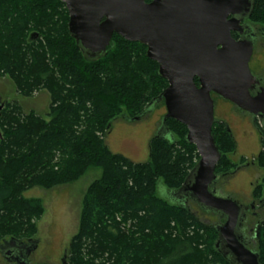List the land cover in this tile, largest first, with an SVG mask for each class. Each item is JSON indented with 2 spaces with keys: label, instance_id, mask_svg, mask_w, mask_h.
<instances>
[{
  "label": "trees",
  "instance_id": "1",
  "mask_svg": "<svg viewBox=\"0 0 264 264\" xmlns=\"http://www.w3.org/2000/svg\"><path fill=\"white\" fill-rule=\"evenodd\" d=\"M69 18L61 0H0V76L23 96L50 94L49 119L17 102L0 110V239H34L44 207L27 190L73 183L96 167L102 173L85 193L67 264H231L215 246L217 221L204 216L212 212L158 193L160 182L179 189L199 160L185 124L167 119L172 137L154 135L144 163L114 153L106 140L115 119L135 120L168 87L158 62L146 45L118 34L104 57L88 61ZM250 19L264 27V0H254ZM256 120L264 168V124ZM213 135L222 152L215 172L224 176L236 167L237 141L219 119ZM263 193L264 179L255 189ZM256 251L264 264V225Z\"/></svg>",
  "mask_w": 264,
  "mask_h": 264
},
{
  "label": "water",
  "instance_id": "2",
  "mask_svg": "<svg viewBox=\"0 0 264 264\" xmlns=\"http://www.w3.org/2000/svg\"><path fill=\"white\" fill-rule=\"evenodd\" d=\"M61 2L70 15V34L88 61L107 54L114 34L147 46V56L158 62L159 75L168 81L155 104L146 109L161 101L165 103L166 113L156 136L172 137L166 120L174 118L187 126L186 140L199 153L198 162L179 189L170 190L160 182L165 192L161 189L158 193L175 204L191 206L193 201L224 218L215 225V246L231 264H262L260 254L246 246L240 235L242 204L232 196L216 194L213 189L220 178L215 170L222 158L213 135V94L231 101L264 124V86L250 67L254 44L232 35L234 31L243 34L240 21L251 16L254 0ZM146 111L133 121L140 120ZM38 241L32 239L26 244L10 238L3 241L0 249L8 261L14 250H19L15 253L17 264H32L28 257L38 247Z\"/></svg>",
  "mask_w": 264,
  "mask_h": 264
},
{
  "label": "rangeland",
  "instance_id": "3",
  "mask_svg": "<svg viewBox=\"0 0 264 264\" xmlns=\"http://www.w3.org/2000/svg\"><path fill=\"white\" fill-rule=\"evenodd\" d=\"M261 44L256 47L254 57L250 62L252 72L257 77H264V60L259 56ZM215 117L226 122L237 141L235 153L231 159L239 170L233 169L225 178L219 179L223 195H232L243 203L249 202L255 188L262 185L264 168L256 161L261 151V137L251 114L241 111L231 101L214 94ZM19 103L25 112L34 111L47 118L50 106V94L47 90H40L32 96H23L17 91L15 83L8 77L0 76V110L7 103ZM166 113L165 103L150 108L138 121H129L124 117L112 122L107 142L114 153L123 154L131 160L144 163L150 159V140L158 134L162 117ZM258 120V121H257ZM259 123V119L257 118ZM255 161V164L251 163ZM251 163V164H250ZM248 165V166H249ZM235 167V168H236ZM102 173L101 168L92 167L79 180L69 184L58 185L52 189L34 187L27 190V198L41 199L44 213L37 224V233L32 236L38 239V247L29 255L32 264H62L64 252L68 250L72 237L77 233L83 199L89 185ZM162 189V190H161ZM158 192L165 189L159 184ZM190 205L199 210L197 204L190 201ZM199 212H201L199 210ZM205 217L217 221L212 213ZM9 239V237H6ZM3 239H0V245ZM0 264H13L5 259L0 249Z\"/></svg>",
  "mask_w": 264,
  "mask_h": 264
},
{
  "label": "flooded vegetation",
  "instance_id": "4",
  "mask_svg": "<svg viewBox=\"0 0 264 264\" xmlns=\"http://www.w3.org/2000/svg\"><path fill=\"white\" fill-rule=\"evenodd\" d=\"M240 23L243 26V34H239L238 32L234 31L232 33L233 37L236 39L246 38V39H249L253 42L254 51H253V55L251 57V60L254 57V54L257 50L256 47L259 44H261L262 48H261V51H260L261 53L259 56L264 60V27L252 22L250 19V16L242 17ZM251 60H250V62H251ZM258 79L260 80L261 84L264 86V77L260 76V77H258ZM254 122H255V118H254ZM251 163L255 164V161H253ZM248 165L237 166L235 169L239 170L241 167H243V168L247 167L248 170H250L251 166L250 165L248 166ZM230 173H228L224 176H220L219 179L225 178ZM219 179L216 182L213 189L216 192V194L223 195L222 187H220V184H219ZM226 196H232V195H226ZM232 197H234V196H232ZM239 202H240V204H242L243 212H244V217H243L242 224H241V227L239 230L240 235L242 236V239H243L244 243L246 244V246H248L252 250L256 251L258 248V245H259L260 230H261L262 226L264 225V193L262 194V196H257V194H255V191H254L253 196L249 200V202H247V203H243L241 201H239ZM196 211H199V210H196ZM213 215L217 218V222L225 220L224 218L220 219V217L215 213ZM30 240L31 239H26V240H23L22 242H25L26 244H28L30 242ZM18 251L19 250H14L15 253H17ZM66 252H67V250L64 252V256H65ZM15 253L11 256V259L9 260L13 264H17L16 258L18 257V255H16ZM32 253H33V251L30 254H32ZM64 256L62 258V264H67V257L68 256H65V257Z\"/></svg>",
  "mask_w": 264,
  "mask_h": 264
}]
</instances>
